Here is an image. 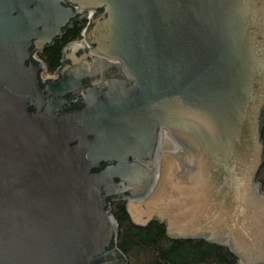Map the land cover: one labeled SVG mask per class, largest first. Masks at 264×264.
I'll return each mask as SVG.
<instances>
[{"label":"water","instance_id":"water-1","mask_svg":"<svg viewBox=\"0 0 264 264\" xmlns=\"http://www.w3.org/2000/svg\"><path fill=\"white\" fill-rule=\"evenodd\" d=\"M85 12L90 49L43 82ZM263 120L264 0H0V264H127L120 200L264 264Z\"/></svg>","mask_w":264,"mask_h":264},{"label":"trees","instance_id":"trees-1","mask_svg":"<svg viewBox=\"0 0 264 264\" xmlns=\"http://www.w3.org/2000/svg\"><path fill=\"white\" fill-rule=\"evenodd\" d=\"M85 28L86 23H81L72 34L54 41L38 55L46 64L45 74L53 75L61 69L64 47L81 38ZM262 141L264 144V120ZM257 180L264 192V163ZM110 209L119 225L115 246L127 264H241L239 258L225 246L204 239L170 238L166 225L160 221L154 220L145 226L136 225L128 214L125 201H113Z\"/></svg>","mask_w":264,"mask_h":264},{"label":"flooded vegetation","instance_id":"flooded-vegetation-1","mask_svg":"<svg viewBox=\"0 0 264 264\" xmlns=\"http://www.w3.org/2000/svg\"><path fill=\"white\" fill-rule=\"evenodd\" d=\"M98 13H99V11L94 12L93 17H96L98 15ZM88 17H89V13L85 12L81 16L73 19L71 21V23H69L68 27L64 30L63 35L60 38H58L57 40H55V41H58L59 39H64L66 36L72 34L74 32L76 26L81 25V23H83V22L86 23V28L84 29V32H85V30L88 28V26H90V21L88 20ZM84 32H83L81 38H77L75 40H72L71 42H69L64 47V50H63L64 57L61 60L62 66H64L68 62V57L71 55V53L77 52L79 54H82V52L84 50H89L90 49L85 43L82 42ZM42 53H38L37 55L42 54ZM46 71H47V67H46ZM45 78L46 79L44 80L43 77H42V81L43 82H47L50 79H58V72H56L53 75L45 74ZM165 136H166V131H165V129H162L161 130L160 154L167 148L166 145L164 144ZM121 201H124V200H121ZM126 206H127V202H126Z\"/></svg>","mask_w":264,"mask_h":264},{"label":"built area","instance_id":"built-area-1","mask_svg":"<svg viewBox=\"0 0 264 264\" xmlns=\"http://www.w3.org/2000/svg\"><path fill=\"white\" fill-rule=\"evenodd\" d=\"M35 58L37 59V60H39L40 62H43L40 58H39V56L37 55V54H35ZM44 63V62H43ZM45 64V63H44ZM46 65V64H45ZM47 71L45 70L43 73H42V77H43V79H46L45 78V73H46ZM166 137L169 139V140H171V136L169 135V134H167L166 133ZM174 147H173V149L174 148H177V144L175 143L174 145H173Z\"/></svg>","mask_w":264,"mask_h":264},{"label":"rangeland","instance_id":"rangeland-1","mask_svg":"<svg viewBox=\"0 0 264 264\" xmlns=\"http://www.w3.org/2000/svg\"><path fill=\"white\" fill-rule=\"evenodd\" d=\"M176 142L171 138V140H169L166 136H165V141H164V144L166 145L167 148L169 149H173V145L175 144ZM175 149V148H174Z\"/></svg>","mask_w":264,"mask_h":264},{"label":"bare ground","instance_id":"bare-ground-1","mask_svg":"<svg viewBox=\"0 0 264 264\" xmlns=\"http://www.w3.org/2000/svg\"><path fill=\"white\" fill-rule=\"evenodd\" d=\"M174 151H177V148H175Z\"/></svg>","mask_w":264,"mask_h":264}]
</instances>
